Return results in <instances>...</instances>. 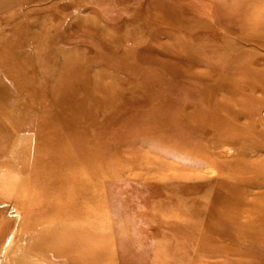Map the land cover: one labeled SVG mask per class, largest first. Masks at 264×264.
<instances>
[{
    "label": "rangeland",
    "instance_id": "obj_1",
    "mask_svg": "<svg viewBox=\"0 0 264 264\" xmlns=\"http://www.w3.org/2000/svg\"><path fill=\"white\" fill-rule=\"evenodd\" d=\"M0 264H264V0H0Z\"/></svg>",
    "mask_w": 264,
    "mask_h": 264
}]
</instances>
